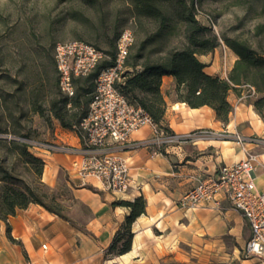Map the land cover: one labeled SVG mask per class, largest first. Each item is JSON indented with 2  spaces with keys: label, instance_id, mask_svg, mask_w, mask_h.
Here are the masks:
<instances>
[{
  "label": "crops",
  "instance_id": "0c3cea01",
  "mask_svg": "<svg viewBox=\"0 0 264 264\" xmlns=\"http://www.w3.org/2000/svg\"><path fill=\"white\" fill-rule=\"evenodd\" d=\"M226 48L220 45L199 56L205 73L226 77L236 60ZM172 83L171 77L164 76L162 90L172 88ZM227 99L233 109L223 125L211 108H189L169 95L165 97L164 124L174 134H191L189 139L157 148L146 144L151 130L143 126L132 133L126 145L109 146L107 151L124 158L129 167L132 184L124 193L102 191L92 178L79 179L70 156L47 154L44 159V154H36L45 161L43 182L48 186L55 184L57 163L63 165L84 218L67 221L37 204L16 211L7 220L8 232L6 225L0 224V264H264V259L244 255L250 234L248 222L222 195L216 203L190 210L177 205L196 179L214 177L221 166L243 158L233 133L264 138V112L258 115L252 105L232 92ZM202 130L212 134L203 135ZM220 131L228 134L220 138ZM53 137L52 142L80 144L74 131L61 127ZM250 148L260 162L253 169L254 184L256 190L264 191V149ZM139 196L144 200V213L131 225L130 250L120 256H104L129 213L126 207L112 206V202L132 201Z\"/></svg>",
  "mask_w": 264,
  "mask_h": 264
},
{
  "label": "trees",
  "instance_id": "16d2710c",
  "mask_svg": "<svg viewBox=\"0 0 264 264\" xmlns=\"http://www.w3.org/2000/svg\"><path fill=\"white\" fill-rule=\"evenodd\" d=\"M94 6L98 0H81ZM126 5L127 18L112 20L111 35L104 36L108 51L101 49L112 57L115 42L126 22L130 23L134 42L125 61V71L120 92L127 100L139 106L151 120L168 133H172L164 124L166 109L165 97L173 96L175 101L184 103L189 108L207 106L211 108L216 119L223 125L228 122L232 105L228 101L230 92L238 98L242 95L252 96L244 99L252 105L258 115L264 112V44H253L247 39L230 38L224 34H215L209 26L202 24L196 16L198 0H117ZM260 5V14L264 15V0H255ZM104 19L99 24L104 26ZM264 34V24L256 26L254 37ZM81 40L90 43L80 37ZM221 43L235 56L236 60L225 78L212 76L204 72L205 64L199 60L200 55L208 54ZM92 44V43H90ZM100 64L94 72L84 78L74 80L75 95L67 99L57 94L49 103L50 114L58 121L61 128L74 131L85 114L94 79ZM171 77L173 87L162 90V78ZM69 104V106H67ZM10 139L0 138V151L5 157L12 158L23 166L32 167L33 180L28 183L17 179L0 161V224L6 225L9 217L16 211L25 209L29 204H37L59 218L69 221L60 210L53 190L40 181L44 162L32 154L27 146ZM92 191L93 188H88ZM112 206H123L129 210L121 228L114 235L104 256L114 257L130 250L132 223L144 213L142 196L132 201L112 202ZM222 264V263H214ZM230 264H237L231 262Z\"/></svg>",
  "mask_w": 264,
  "mask_h": 264
},
{
  "label": "rangeland",
  "instance_id": "374dc122",
  "mask_svg": "<svg viewBox=\"0 0 264 264\" xmlns=\"http://www.w3.org/2000/svg\"><path fill=\"white\" fill-rule=\"evenodd\" d=\"M196 6L197 19L215 34L264 44V34L253 35L256 26L264 24V15L255 0H198ZM116 17L127 18L126 5L117 0H98L94 6L81 0H0V138L54 139L60 125L48 107L57 94L63 97L53 62L55 44L80 37L108 51L104 36L111 35ZM207 17L212 25H208ZM100 18L104 19V26L99 24ZM126 27H130L129 22L124 24ZM44 155L46 159L48 155ZM0 161L15 178L28 183L33 180L30 165L25 167L6 158L2 151ZM57 164L55 184L47 186L67 219L83 221L84 212L73 198L74 187L68 184L66 169ZM43 172L44 166L42 183L46 178Z\"/></svg>",
  "mask_w": 264,
  "mask_h": 264
},
{
  "label": "built area",
  "instance_id": "2783aa9c",
  "mask_svg": "<svg viewBox=\"0 0 264 264\" xmlns=\"http://www.w3.org/2000/svg\"><path fill=\"white\" fill-rule=\"evenodd\" d=\"M206 21L208 25H212L209 17ZM133 42L130 27L121 30L112 57L93 44L81 40L57 42L53 49L57 84L60 93L68 100L75 95V79L88 76L100 64L108 62V65L97 71L86 112L76 127L80 144L73 146L24 137L15 139L25 144L35 156L61 154L72 157L71 167L76 176L81 180L94 179L102 191L126 192L132 184L127 161L107 151L109 146L126 145L132 133L143 126H148L151 130V138L146 144L157 148L181 144L191 137V134L177 135L164 131L120 92L125 61ZM221 47L225 50L222 43ZM252 94L251 90L248 96L242 95L239 100ZM200 133L212 134L209 130H202ZM227 134L226 131H220L217 136L223 138ZM232 139L243 158L221 166L214 177L196 179L194 186L182 194L177 205L181 210H190L207 202L216 203V198L222 195L248 222L250 234L243 248L244 255L264 259V191L256 190L254 184L253 169L260 162L258 155L250 148L254 146L264 149V138L233 133ZM42 248L45 246L42 245Z\"/></svg>",
  "mask_w": 264,
  "mask_h": 264
}]
</instances>
